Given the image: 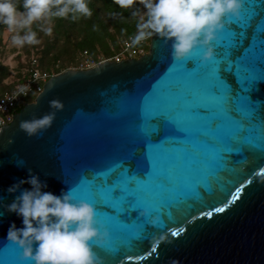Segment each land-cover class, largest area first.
Wrapping results in <instances>:
<instances>
[{"label":"water","instance_id":"95a60500","mask_svg":"<svg viewBox=\"0 0 264 264\" xmlns=\"http://www.w3.org/2000/svg\"><path fill=\"white\" fill-rule=\"evenodd\" d=\"M246 10L252 17L251 27L241 29L226 20L218 40L231 39L228 30L243 31L240 50L250 44L259 50L260 36L255 30L264 26V0H244L240 17ZM219 51L216 46L215 59ZM194 55L201 58L203 50L197 49ZM175 62L171 42L153 36L149 52L140 58L105 61L89 69H67L52 76L35 100L21 107L12 121L3 126L0 131V197H3L0 264H35L25 260L23 249L7 239L12 222L23 227L22 218L4 207L19 195V192L8 193L7 188L27 178L31 169L47 183L45 191L60 195L62 190L71 189L73 194L83 190L81 182L85 179L95 180L107 168L118 165L128 155L122 135L125 118L119 111L120 105L129 93L147 92ZM192 66L189 61V67ZM221 76L231 85L233 95L241 91L232 72L225 68ZM248 95L256 104L254 135H259L260 127L264 126V80L257 81ZM53 100L62 102L63 108L53 109L50 106ZM52 111L56 112L52 126L39 135L29 137L20 129L21 121ZM140 154L138 147L137 159ZM227 158L228 167L217 173L218 178H210L208 186L199 192V198L174 207L171 217L163 216L162 226L152 227L146 239L116 253L105 250L108 243L96 247L106 264H264V151L245 150L229 154ZM237 193L238 198L233 200ZM217 207H225V211L217 213L214 211ZM209 211L213 213L211 216L203 215ZM151 214L144 219L150 220L156 215ZM138 215L136 210L130 218ZM179 229H183L179 236L171 234ZM8 246L15 249V254H8ZM141 256L145 259L138 260Z\"/></svg>","mask_w":264,"mask_h":264},{"label":"snow or ice","instance_id":"6c2138e0","mask_svg":"<svg viewBox=\"0 0 264 264\" xmlns=\"http://www.w3.org/2000/svg\"><path fill=\"white\" fill-rule=\"evenodd\" d=\"M251 19L246 10L230 21L243 29L251 27ZM228 31L231 39L217 41L220 51L211 64L201 63L196 55L176 60L147 92L129 93L120 105L128 155L95 180L82 181L83 190L73 192L76 199L90 200L98 221L111 228V239L104 246L108 252H119L147 238L153 226L141 214L144 210L171 217L181 202L199 198L210 178H218L217 173L228 167L229 154L264 151V126L254 135L256 104L248 95L257 81L264 80V26L255 30L260 36L259 50L250 44L241 51L243 31ZM225 68L240 85L235 95L221 76ZM136 210L139 215L130 218ZM214 211L223 212L225 207ZM182 231L171 234L179 236ZM10 253L15 254V249L8 246Z\"/></svg>","mask_w":264,"mask_h":264},{"label":"clouds","instance_id":"9594fccd","mask_svg":"<svg viewBox=\"0 0 264 264\" xmlns=\"http://www.w3.org/2000/svg\"><path fill=\"white\" fill-rule=\"evenodd\" d=\"M121 8L143 5V12L134 11L139 17L137 34L132 44L158 36L171 42L175 60L192 57L197 49L203 50L201 63L216 57L218 33L225 27L226 20L239 18L244 0H114ZM92 9L89 0H0V24L14 33L12 44L18 48L38 45L41 40L33 25L51 36L57 19L77 21L90 18ZM28 86H21L13 94L27 95ZM53 109L63 108L62 102H50ZM56 117L52 111L41 117L20 122V129L29 137L51 127ZM21 167V165H18ZM27 178L10 185L7 192L19 195L4 207L22 218L23 227L12 222L7 239L23 249L25 260L35 264H106L96 247H103L111 239L109 229L97 219L95 207L87 200H77L71 189L62 190L60 195L45 191L47 183L38 174L28 170ZM30 188H24V185ZM3 203V197H0ZM151 216L149 210L141 213ZM163 219L159 215L151 218L153 227H159ZM164 237L161 236V239Z\"/></svg>","mask_w":264,"mask_h":264},{"label":"trees","instance_id":"16d2710c","mask_svg":"<svg viewBox=\"0 0 264 264\" xmlns=\"http://www.w3.org/2000/svg\"><path fill=\"white\" fill-rule=\"evenodd\" d=\"M17 3L22 8V0H17ZM89 7L93 13L90 18L55 20L51 36L40 31L38 25L34 24L33 29L38 32L41 40L38 45L16 47L10 41L12 32L0 24V96L14 90L31 76L35 68L34 60L41 72L59 74L71 68V63L76 64L75 67L79 66L85 51L94 60H98L100 55L103 59L112 58L120 52L129 36L137 34L139 17L133 15V12H142L141 4L125 9L114 0H89ZM16 51L18 64L12 68L3 61L2 56L6 58Z\"/></svg>","mask_w":264,"mask_h":264},{"label":"built area","instance_id":"2783aa9c","mask_svg":"<svg viewBox=\"0 0 264 264\" xmlns=\"http://www.w3.org/2000/svg\"><path fill=\"white\" fill-rule=\"evenodd\" d=\"M135 35L129 36L123 43V47L115 56L112 58L103 59L100 61H96L92 59L88 52L85 51L83 53V59L80 65L77 67L78 69H89L100 63L105 61H117L120 62L125 59L130 58H140L141 56L148 53V45L147 40L145 39L141 41L139 44H132L131 40ZM33 64L35 68L32 69L31 76L22 84L18 85L14 90L5 92L2 96H0V131L3 126L9 124L14 114L19 111V108L23 107L26 103H28V98L35 95L37 96L42 92L44 84L54 75L48 72H41L36 66L37 61L34 60ZM21 86H28L29 91L27 95H19L18 98L13 99V94L18 91Z\"/></svg>","mask_w":264,"mask_h":264},{"label":"rangeland","instance_id":"374dc122","mask_svg":"<svg viewBox=\"0 0 264 264\" xmlns=\"http://www.w3.org/2000/svg\"><path fill=\"white\" fill-rule=\"evenodd\" d=\"M144 11V9H143V5H142V12ZM14 35V33H12V36ZM12 40V37L10 38V41ZM150 41H151V38H148V40H147V45H148V47H147V49L149 50L150 49ZM8 45V44H7ZM6 45V46H7ZM149 52V51H148ZM17 55H18V51H16L15 53H11V54H9V55H7V57L5 58V55H3L2 57V59H3V61H5L6 63H8L12 68H14V67H16V65L18 64V57H17ZM81 56V55H80ZM82 57V56H81ZM80 58V57H79ZM82 59V58H81ZM100 60H102V56L100 55L99 56V58H98V60H96V61H100ZM79 62H80V59H79ZM81 63V62H80ZM80 65V64H79ZM71 68H69V69H78L77 67H75L76 66V64H72L71 63ZM35 98H36V96L35 95H33V96H31V97H29L27 100H28V102H31V100H35ZM33 100V101H34Z\"/></svg>","mask_w":264,"mask_h":264}]
</instances>
